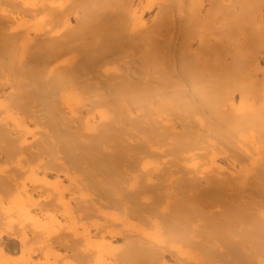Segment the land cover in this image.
<instances>
[{
	"label": "bare ground",
	"instance_id": "6f19581e",
	"mask_svg": "<svg viewBox=\"0 0 264 264\" xmlns=\"http://www.w3.org/2000/svg\"><path fill=\"white\" fill-rule=\"evenodd\" d=\"M257 3L0 0V238L16 248L0 246V264H168L167 247L177 264L183 247L169 239H215L198 235L216 205L217 228L247 226V242H263ZM61 229L70 244L54 243ZM49 239L76 244L81 262ZM262 242L254 254L244 244V256L234 246L230 264H253L256 253L263 264Z\"/></svg>",
	"mask_w": 264,
	"mask_h": 264
},
{
	"label": "rangeland",
	"instance_id": "374dc122",
	"mask_svg": "<svg viewBox=\"0 0 264 264\" xmlns=\"http://www.w3.org/2000/svg\"><path fill=\"white\" fill-rule=\"evenodd\" d=\"M256 2H258V3L260 4V5H259L258 3L256 4L258 7L261 6V5H262V7L264 6V0H261V1H260V0H256ZM256 5L254 4V9L256 8ZM262 7H261V8H262ZM257 9H258V11H259V10H260V7H259V8H256V10H257ZM256 10H255V11H256ZM262 10H263L262 12L264 13V7H263ZM259 12H261V11H259ZM79 14H81V13H79ZM71 17H72V16H71ZM32 36H33V34H32ZM31 38H33V37H31ZM36 38H37V37H36ZM34 39H35V38H34ZM34 39H33V43H34L35 40H36V39H35V40H34ZM35 43H37V41H36ZM52 43H53V42H52ZM53 44H54V43H53ZM48 45H52V44H51V43H50V44L48 43ZM45 46H47V44L43 45L41 50H43V49H44L43 47H45ZM48 47H49V46H48ZM46 48H47V47H46ZM46 48H45L44 51H42V52H46V51L50 52L49 48L51 49V47H49L48 50H47ZM45 50H46V51H45ZM48 52H46L45 54L47 55ZM42 54H43V53H42ZM262 55H263V56H262ZM261 56H262V57L259 56L258 58H260V59H261V62H263L264 54H261ZM121 69H122V71H123V70H125L126 68H124V67L121 66ZM121 69H120V70H121ZM123 72H124V71H123ZM123 72H122V73H123ZM125 72H126V71H125ZM159 106H160V105H159ZM180 108H181V107H180ZM176 118H177V117H176ZM174 120H175V119H174ZM177 120H179V119H177ZM177 120H176V121H177ZM176 121H175V124H180L179 121H177V123H176ZM173 123H174V122H173ZM177 128H178V127H177ZM179 128H180V125H179ZM179 128H178V129H179ZM179 130H181V129H179ZM132 160H133V159H132ZM132 160H128L129 163H127L128 161H127L126 163H125V161H124V163L127 164V166L130 164L128 167H130V166L133 167V166H134L133 164H135V161H134L135 158H134V160H133L134 163L132 162ZM131 162H132V163H131ZM132 165H133V166H132ZM34 196H36V195H34ZM178 196H179V195H178ZM178 196H177V197H178ZM192 196H193V194H192ZM195 196H197V195L195 194ZM197 197H198V196H197ZM197 197H196V198H197ZM204 197H207V196H204ZM35 199H36V198H35ZM41 199H43V198L41 197ZM41 199H40V200H41ZM66 199H69V198H66ZM36 200H39L38 196H37V199H36ZM181 200H182V198H181ZM177 201H178V204L181 203V202L178 200V198H177ZM40 202H41L42 206H43V204H45V203H42L43 201H38L37 203L40 205ZM182 202H183V201H182ZM207 202H208V201H207ZM210 202H212V201H210ZM210 202L206 203V211H208V209H211L210 207H207L208 205H209V206H212V207L214 206V205H212V204H213L215 201L212 202V203H210ZM37 203H36V204H37ZM72 203H73V201H72ZM182 204H183V203H181V205H182ZM210 204H211V205H210ZM215 204H216V203H215ZM72 205H74V203H73ZM176 205H177V204H176ZM181 205H180V206H181ZM204 205H205V203H204ZM36 206H37V205H36ZM47 206H48V205H47ZM74 206H75V205H74ZM37 207H38L37 209H38V211H39V210L41 209V208H40L41 205H40V207H39V206H37ZM45 207H46V206L44 205L42 208H45ZM176 207H178V206H176ZM215 207H217V205H216ZM215 207H213L214 209H213V208H212V209H213V210H216L217 208H215ZM207 208H208V209H207ZM213 210H212V211H213ZM218 210H219V209H218ZM210 211H211V210H210ZM212 211H211V212H212ZM211 212H209V213L207 212L208 214H206V216L209 217L208 215H212V216H213V215L215 214V213L213 214V213H211ZM39 213H40V212H39ZM216 214H218L219 217H220V215H221V213H216ZM216 214H215V215H216ZM206 216H203V214H202V219H203V217L205 218ZM212 216L209 217V221H208L207 218L203 219L204 221H203V220L200 221V223L204 222V223H202V225L200 226V229H199L201 232L203 231V233L200 232L201 235H200V234L198 235V236L201 237L202 234H207V235H208V233H209V236H211V235L216 231V232H215L216 235L213 234V236H212V237H216L215 239L212 238L213 240L210 241V242H209V239L206 240L207 242H209L210 244H212V245H210V249H209V247H208V248L206 247V245L208 246V244H206L207 242H205V239H206V238H205V235H204V238H203V239L200 238V240H199V239H198V240H194V238H192V239H190V240H189V239H186V241H185L186 244L189 243L190 245H186V244L184 243V240H183V241H182V240H179L178 242L176 241L178 244H175V243L173 242L174 240L171 241V239H169V240H170V241H169V245H172V243H173L176 247H177V246H178V247H179V246L183 247V249L181 248L182 251L178 250V254H177L178 257L175 258V259H176V262H177V260L179 259V256H181L180 261H182V262H181L182 264H187L186 262H188V261H189V263L191 262V264H193L192 261H195L196 258H197L198 262H197V260H196V261L194 262L195 264H198V263H199V259H200V262H201V261L203 262V264H210V263L212 264L213 261H214L215 264H219V263H218V259H219V261H221L222 257H224L225 255H227L226 257L229 256L230 259H231L232 256H235V258L233 257V259H234V261L236 262V259H237V258H236V254H235V252H234L235 250H233L232 248H235V247H236V249H238V250L241 252V251H243V247H244V249H246L245 245H246L247 247L250 246V245L252 246V247H251L252 249H251L250 247H248L249 250L251 249V250H250L251 254H254V253L256 252V251H254V249H256V248L259 249L260 252H261L262 249H260L259 246L262 248V245H258V247H256V246H257V243L260 244V242H262V241H258V239H256V237H255V240H253L254 237H252V235H251L252 238H250V241H248V242H249V243H252V240H253V242L255 241V243H253V244H254V246H253V244H250V245H249V243L247 242L248 239H246L245 237H243V235H246V234H243L242 231H243L244 233L247 232V230H246V227H247V226H245L246 224H245V225L243 224V226H245V227H243L244 230L241 228L242 231L239 230V231H240V232H239L238 229H237V230H236V233H237V232H239V233L236 234V233L234 232L233 229H232V231H233L234 233H233L232 231H230V227H231V225H228V226H227L229 229H227L226 231H225V230H222L221 228H220V229L217 228V227H222V224L220 223L221 220H218V221H219V222H218V221L216 220L217 217H215V216H213V217H215V220H213V217H212ZM216 216H217V215H216ZM219 217H218L217 219H222L224 216H223L222 218H219ZM197 218H200V217L198 216ZM200 219H201V218H200ZM205 220H207L208 223H209V222H212V220H213V222H212L213 224H212V223H210V224L207 223V224H206L207 221L205 222ZM210 220H211V221H210ZM214 221H215V222H214ZM216 221H217L218 223H217ZM222 221H224V220H222ZM216 223H217L218 225H215ZM208 225H209V227H208ZM223 225H224V222H223ZM260 226H261V225H260ZM260 226H259V227H260ZM263 226H264V225L261 226V227H262L261 229H264ZM206 227H207V229H206ZM250 228L252 229L251 226H250ZM64 229H67V226H65ZM64 229H63V230H62V229L59 230V231H60V232L58 231L59 233L56 232V234H54L53 236H51L52 238L54 237V238H53V239H54V243L57 241V245H59V242H58V241H59V238H64L63 235L67 236V234H69V233L66 232ZM204 229H206V230H204ZM251 229H250V230H251ZM217 230H218V232H217ZM221 230L224 232L222 235H221V232H222ZM245 230H246V231H245ZM206 231H208V232L205 233ZM212 231H213V233H211ZM252 231H253V230H252ZM261 231L263 232V230H261ZM62 232H63V233H62ZM64 232H66V234H65ZM219 233H220V234H219ZM240 233H242L243 235L240 234ZM60 234H61V235L63 234V235H62L63 237H60V236H61ZM233 234H234V235H233ZM57 235H58V236H57ZM69 235H70V234H69ZM214 235H215V236H214ZM219 235H221V237H220ZM228 235H229V236H228ZM230 235H231V238H230ZM241 235H242V236H241ZM198 236H196L195 238H198ZM232 236H233V237H232ZM235 236H237V238H236ZM263 236H264V235H263ZM51 237H50V238H51ZM67 237H68V236H67ZM67 237H65L63 240L66 239V241L68 242L69 239H68ZM69 237H70V236H69ZM207 237H208V236H207ZM241 237L244 238V239H246V240H243V241H242V242H244V243H241V241L238 240V239H240ZM246 237H247V236H246ZM57 238H58V239H57ZM70 238H71V237H70ZM208 238H209V237H208ZM232 238H233V240H232ZM235 238H236V239H235ZM220 239H221V240H220ZM227 239H228V240H227ZM261 239H262V238H261ZM50 240H51V239H49V242H50V243L53 242V240H51V241H50ZM55 240H56V241H55ZM60 240L63 241L62 239H60ZM191 240H192V241H191ZM230 240H231V241H230ZM241 240H242V239H241ZM61 241H60V242H61ZM66 241H65V244L63 243L64 241L61 242V243L64 244L63 246H66V244H67ZM75 241L77 242L78 240H75ZM193 241H195V242H196V241H198V242L200 241L199 246H196V243L193 242ZM201 241H202V242H201ZM221 241H222V243H221ZM245 241H246V242H245ZM2 242H3V243H2ZM73 242H74V240H73ZM118 242H119V244L122 243L121 241H118ZM120 242H121V243H120ZM198 242H197V243H198ZM223 242H225V243H223ZM256 242H257V243H256ZM263 242H264V240H263ZM263 242H262V243H263ZM54 243H51V244H53V245H54V246H53L54 249H56L58 246L56 245V247H55V244H54ZM61 243H60V246H61ZM70 243H71V242H68V244H70ZM81 243H82V242H81ZM170 243H171V244H170ZM193 243H195V244H193ZM203 243H204V244H203ZM238 243L240 244V247L237 246V245H239ZM246 243H248V244H246ZM262 243H261V244H262ZM68 244H67V246H68L70 252H69L67 246H66V251H65V247H63V248H57V249H58V250L60 249V251H62L63 253H65V252L68 251L69 253H67V254H68V256L71 257L70 260H72V258L74 257V260H75L76 262H78V261L81 262V258H82V256L79 257L80 255L77 254V252H78L79 250L76 248V244H75V242H74L75 246L72 244L73 247H71V245H68ZM79 244H80V242H79V243L77 242V245H79ZM115 244H118V243L115 242ZM241 244H243V245L241 246ZM244 244H245V245H244ZM80 245L82 246V244H80ZM191 245H192V246H191ZM215 245H216V246H215ZM0 246H1L5 251H7L8 254H11V255H13V256H16V254H15V250H16V248H13V246H11V245L5 243L3 240L1 241V238H0ZM60 246H59V247H60ZM69 246H70V247H69ZM234 246H235V247H234ZM61 247H62V246H61ZM74 247H75V248H74ZM78 247H80V246H78ZM195 247H196V248H195ZM212 247H213V248H212ZM255 247H256V248H255ZM71 248H73V250L76 249V250H78V251L76 252V251L74 250V252H73V250H71ZM201 248H202V249H201ZM211 248H212V249H211ZM216 248H217V249H216ZM14 249H15V250H14ZM57 249H56V250H57ZM63 249H64V250H63ZM82 249H84V247H83ZM125 249H126V248H125ZM125 249H122V250H125ZM167 249H168V247H167ZM167 249H166V251L163 250V252H161V254H162V253L164 254V251H165L166 253H168V255H166V258H165V254H164V258H165L164 260H165V261L167 260V261H168V264H172L171 262H173L174 260H173V259H169V258H170V255H169V254H171V252L169 253V251H167ZM179 249H180V248H179ZM197 249H201V250H203L204 252H201V251H200V252L198 253L199 250H197ZM206 249L209 250L210 252L208 253V251H207ZM240 249H241V250H240ZM80 250H81V248H80ZM126 250H127V251H126ZM126 250H125V252H128L130 249L127 248ZM140 250H141V249H140ZM140 250H139V251H140ZM168 250H170V249H168ZM205 250H206V251H205ZM238 250H237V251H238ZM139 251H137L138 253L135 251V253H133V254H134V255L137 254L138 256H141V255H139V254H140ZM150 251H151V250H150ZM150 251H149V252H150ZM212 251H214V253H212ZM225 251H226V252H225ZM245 251L247 252L248 250L246 249ZM245 251H244V254H245ZM252 251H253V252H252ZM9 252H10V253H9ZM72 252H73L74 254H73ZM118 252L120 253L121 251L118 250ZM125 252L123 251V253H125ZM144 252H145V251H144ZM173 252H174V251H172V253H173ZM176 252H177V251H176ZM176 252H174L175 254L173 253L174 257H175V255H176ZM182 252H183V253H184V252H187V253H185V254L190 253L189 255H191V257H194V258H195V255H196V254H197V255H196L195 260H193L191 257H189V255H186L187 258H186V256H185L184 259H187L188 261L185 262V260L182 259V258H183ZM191 252H195V253L192 254ZM205 252H206V255H204ZM258 252H259V251H258ZM71 253H72V254H71ZM119 253H118V255H119ZM121 253H122V252H121ZM121 253H120V254H121ZM129 253H131V252H129ZM141 253H142V251H141ZM146 253H147V254H146L147 256L145 255V257H147L148 260H149V258H150V260L152 259V257H150V256H153V257L155 256V255H152V251H151V255L148 253V250H146ZM222 253H223V255H221ZM241 253L243 254V252H241ZM263 253H264V252H263ZM79 254H80V253H79ZM127 254H128V253H127ZM133 254H132V255H133ZM142 254H143L142 256L144 257V254H145V253H142ZM154 254H155V252H154ZM157 254H158V253H157ZM157 254H156V255H157ZM163 254H162V255H163ZM198 254L200 255L199 259H198V256H199ZM213 254H215L216 258H215V256L213 257ZM218 254H219V255H218ZM234 254H235V255H234ZM244 254H243V256H244ZM82 255H83V250H82ZM149 255H150V256H149ZM159 255H160V254H159ZM159 255H158V257H159ZM171 255H172V254H171ZM211 255H212V256H211ZM256 255L258 256V255H261V254H257V253H256ZM167 256L169 257L168 259H167ZM218 256H219L220 258H219ZM230 256H231V257H230ZM257 256H255V257H254V255L252 256L254 259L251 258V260H252L251 263H252V262H253V264H256V263H257V262H256L257 259H255ZM262 256H263V255H262ZM262 256H260V257H262ZM76 257H77V258L79 257L80 260H79V258L77 259ZM148 257H149V258H148ZM158 257H157V258L154 257L155 259H153V260H156V261H157ZM161 257H163V256H161ZM172 257H173V256H172ZM188 257H189V258H188ZM177 258H178V259H177ZM229 258H224V259H229ZM263 258H264V257H263ZM68 259H69V257H68ZM145 259H146V258H145ZM147 259H146V261H147ZM159 259H161V260L163 261L162 258L159 257ZM159 259H158V263H159ZM181 259H182V260H181ZM169 260H170V261L173 260V261L170 262ZM191 260H192V261H191ZM222 260H223V259H222ZM167 261H166V262H167ZM180 261L178 260V262H180ZM215 261H216V262H215ZM224 261H225V260H224ZM224 261H223V263H224ZM226 261L228 262V260H226ZM226 261H225V263H226ZM231 261H232V259L229 260V262L226 263V264H230ZM234 261H233V262H234ZM242 261H243V263L245 262V264H249V263H250L249 261H248V262H249V263H248V262L246 261V259H244V260L242 259L240 263H242ZM262 261H263V259H262ZM262 261H261V262H262ZM147 262H148V261H147ZM151 262H152V263H153V262L155 263V261H151ZM160 262H161V261H160ZM174 262H175V261H174ZM174 262H173V263H174ZM178 262H177V264H178ZM196 262H197V263H196ZM221 262H222V261H221ZM158 263L156 262V264H158ZM238 263H239V262H238ZM240 263H239V264H240ZM243 263H242V264H243ZM262 263H263V262H262ZM199 264H200V263H199ZM257 264H258V263H257ZM259 264H261V263L259 262ZM263 264H264V263H263Z\"/></svg>",
	"mask_w": 264,
	"mask_h": 264
}]
</instances>
